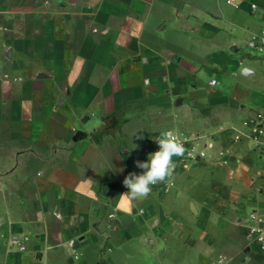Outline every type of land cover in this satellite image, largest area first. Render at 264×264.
<instances>
[{
	"label": "crops",
	"instance_id": "obj_1",
	"mask_svg": "<svg viewBox=\"0 0 264 264\" xmlns=\"http://www.w3.org/2000/svg\"><path fill=\"white\" fill-rule=\"evenodd\" d=\"M184 7L0 0V264H264L249 221L264 220L263 163L234 140L264 113V53L248 46L264 0L192 25ZM167 30L196 46L160 43ZM169 129L207 157L126 202L125 176ZM129 132L147 133L141 152Z\"/></svg>",
	"mask_w": 264,
	"mask_h": 264
},
{
	"label": "built area",
	"instance_id": "obj_2",
	"mask_svg": "<svg viewBox=\"0 0 264 264\" xmlns=\"http://www.w3.org/2000/svg\"><path fill=\"white\" fill-rule=\"evenodd\" d=\"M227 4L239 7L244 0H226ZM250 12H256L258 10V5L254 2H249L248 4ZM264 17V11L262 12ZM248 46H251L252 48L263 52L264 53V27L261 30V32L257 35L252 36L250 41L248 42ZM215 81H211V85H214ZM242 125L248 129V133H236L234 135L235 141H240L243 136L248 137L255 147L259 151L260 159L263 163V172H264V113L263 112H256L250 117L243 120ZM181 140L184 142V147L186 149L183 157H176V168L175 173L177 171V168L179 165H187L192 162H197L201 159H204L207 157V151L204 147L200 146L196 141L189 136H185L182 133H179ZM159 137V136H158ZM158 137H155L151 144V152H155L158 150V144L156 143V139ZM175 173L174 177L172 178L171 183H160L157 185H154L152 187L155 188H162L164 190H170L175 186ZM249 221L252 223L250 232L255 239L258 247L264 251V220L256 213L252 212L249 216ZM73 241L70 242V245H73ZM19 243V250H24V246L20 245Z\"/></svg>",
	"mask_w": 264,
	"mask_h": 264
},
{
	"label": "clouds",
	"instance_id": "obj_3",
	"mask_svg": "<svg viewBox=\"0 0 264 264\" xmlns=\"http://www.w3.org/2000/svg\"><path fill=\"white\" fill-rule=\"evenodd\" d=\"M158 150L149 153L147 161L136 160L135 166L143 171L140 174L129 172L123 180L128 191L120 197L126 202L142 201L149 197L152 186L171 183L176 164L173 157H183L186 151L178 130H164L156 139ZM129 214L130 211H129Z\"/></svg>",
	"mask_w": 264,
	"mask_h": 264
},
{
	"label": "rangeland",
	"instance_id": "obj_4",
	"mask_svg": "<svg viewBox=\"0 0 264 264\" xmlns=\"http://www.w3.org/2000/svg\"><path fill=\"white\" fill-rule=\"evenodd\" d=\"M181 1L183 2L184 6H185L184 7L185 10L183 8L182 11H184V13H188V14H191L194 16V17L192 16V18L188 19V23L191 25L194 24L195 21L201 22L203 20V17H204V14L206 11L218 12L219 9H223L224 11H228V9H231L230 8L231 6L226 3V0H181ZM190 39L191 38H189L187 36L184 37L182 35H178L172 30H167V31L162 33V36L160 38V43H163L167 46H173L175 44H178L179 42L180 43L182 42V43L187 44L188 46H196L195 43L193 44V41ZM202 78L204 80L209 79V75L207 73H205ZM139 122L141 123V120H139ZM115 125L116 124H113V126L108 128V129L106 127H104L105 128L104 130H106V129L108 131L110 130L109 133H107L108 136H112L115 138L117 131L119 129H121L118 127V130H117ZM137 129L138 128H136L133 131H139V129L138 130ZM103 132L104 131L92 134V138H94L96 141L101 140L102 136L105 135V133H103ZM146 136H147V133L136 134V133L129 132V135L126 137V139L129 142H132L133 145H139L138 149L141 152L140 145L142 146V148H144V145L146 146V144H145V142L147 141ZM147 159L148 158H145L144 154H143L141 157V161H147ZM26 245L28 247V244H26ZM2 253H3V249L0 247V254H2ZM9 253L10 254H16L17 250L14 249L13 251H11ZM148 264H157V262L154 260H151V261H149Z\"/></svg>",
	"mask_w": 264,
	"mask_h": 264
}]
</instances>
